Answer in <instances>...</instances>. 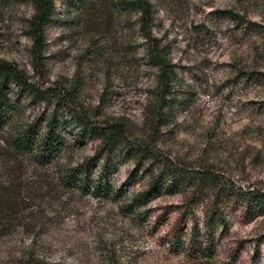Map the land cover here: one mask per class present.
Listing matches in <instances>:
<instances>
[{"label":"rangeland","instance_id":"rangeland-1","mask_svg":"<svg viewBox=\"0 0 264 264\" xmlns=\"http://www.w3.org/2000/svg\"><path fill=\"white\" fill-rule=\"evenodd\" d=\"M118 1L54 0L37 56L32 1L0 0V61L34 91H6L0 264H264V0H149L172 70L158 115V71ZM50 119L48 160L9 146L28 127L39 143ZM114 130L105 149L99 135ZM78 166L86 191L62 185ZM211 204L225 221L211 256L174 254L179 213L176 236L186 243L196 223L203 242Z\"/></svg>","mask_w":264,"mask_h":264},{"label":"trees","instance_id":"trees-1","mask_svg":"<svg viewBox=\"0 0 264 264\" xmlns=\"http://www.w3.org/2000/svg\"><path fill=\"white\" fill-rule=\"evenodd\" d=\"M31 1L34 8V13L29 20L27 35L32 42V51L35 53V55L38 56L42 48L43 31L45 27L50 23L53 16L54 0ZM118 6L120 7V18H123L121 21L127 23V19L125 20V18L129 16L130 12L137 15L135 24L139 33L141 34V37L146 43V52L148 54L147 58L150 62V65L155 67L158 71L157 85L161 91V96L159 97L157 105L154 107L158 115L159 113L157 109H159L161 104H163L164 102V97L162 96L167 94L166 88L171 82L172 70L168 61H166L165 56L158 50V42L155 39H151L149 35V24L151 22V5L149 3V0H119ZM226 16H228V18L235 24H238L240 20H242L241 17L232 13L231 11H227ZM11 84L18 89L25 90L27 94H33L34 92L32 91L30 85L26 83L24 75L20 71H18L10 63L0 61V128H2V126L5 124L7 120V114L11 111V105L6 98V91ZM54 123V119H50L48 121V130L43 136V140L39 142L40 144L36 143V141L34 140L35 132H33V129H31V127H28L27 129H24L21 132L17 133V135L12 136L9 140V146H11L13 150L29 154L33 158L37 159L39 163H43L44 160H48V154L50 153L49 150H53V148L51 149V134L53 127L55 126ZM99 137L102 138L105 149L106 147L108 149V146L111 147L117 142L115 130L108 131L107 133L99 135ZM37 145H39L38 153H34ZM86 169L87 168H84L83 172L85 174L84 179H80L78 175L83 171L82 166H78L71 171H68L66 175L62 176V185L69 188L77 187L86 191L87 188H90L88 183H86ZM201 176H198V179L195 180L196 184H199V182L201 183V181H203ZM91 188L92 190L94 188L96 191L98 189V186H94ZM153 190L154 186L151 185L147 191L143 192L139 196L144 197L143 199H148L152 196ZM154 193L156 192L154 191ZM139 196L137 200L139 199ZM5 206L7 205L4 203H0V214H4V211H7V208ZM185 218L186 216H184V213L180 212L176 218V221L174 222V228L172 227L175 230L174 231L172 229L173 233L170 239V241L172 240L170 246L173 253L180 254L187 251L194 256L199 255L202 258L210 257L214 248V242L212 238L213 232L218 225L223 226L225 224L222 212L220 210H217V206L213 204H211L209 207H207V209L204 210L202 227L204 229L203 232L204 236H206V239L203 242H201V240L199 239L200 228H198V225L196 223H194V225L191 227L190 234L188 239L186 240V243H183L181 234L176 236V234L178 233L176 231H179L178 228L181 224H183Z\"/></svg>","mask_w":264,"mask_h":264}]
</instances>
